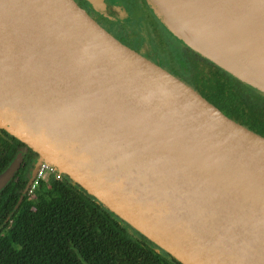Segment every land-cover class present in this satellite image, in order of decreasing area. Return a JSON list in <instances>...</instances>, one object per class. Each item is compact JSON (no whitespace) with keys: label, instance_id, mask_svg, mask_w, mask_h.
Masks as SVG:
<instances>
[{"label":"water","instance_id":"obj_1","mask_svg":"<svg viewBox=\"0 0 264 264\" xmlns=\"http://www.w3.org/2000/svg\"><path fill=\"white\" fill-rule=\"evenodd\" d=\"M240 1L264 27V0ZM148 2L192 50L264 92L261 28ZM0 129L38 154L24 193L45 162L182 264H264V136L76 0H0Z\"/></svg>","mask_w":264,"mask_h":264},{"label":"trees","instance_id":"obj_2","mask_svg":"<svg viewBox=\"0 0 264 264\" xmlns=\"http://www.w3.org/2000/svg\"><path fill=\"white\" fill-rule=\"evenodd\" d=\"M147 55L264 136V105L245 95L248 84L211 61L192 57L189 70ZM22 150L20 169L0 190V264H182L67 175L24 193L38 154L0 129V174Z\"/></svg>","mask_w":264,"mask_h":264},{"label":"rangeland","instance_id":"obj_3","mask_svg":"<svg viewBox=\"0 0 264 264\" xmlns=\"http://www.w3.org/2000/svg\"><path fill=\"white\" fill-rule=\"evenodd\" d=\"M145 1L148 3V5H150L148 0H145ZM109 3H110V0H109ZM111 3L114 4L115 0H113V2H111ZM111 3H110V6L112 7ZM150 8H151V6H150ZM128 11H130V10H128ZM110 12L112 13V10ZM153 12H154V14H156L154 10H153ZM139 16H141V17L144 16L143 11L137 12L136 10L133 9V11L130 12V19L131 20L128 19L130 21L123 20L120 22H117V21L111 22L109 20H105V22L108 24L111 31L117 32V34L119 33V30L121 28L120 25H127V29H126L127 32L133 31V32L139 34L140 39L142 41L150 40L148 43L144 42V44L147 46V47L145 46V48L143 46H141V44H139V47L141 46V52L147 53L146 48H147V50H149L148 53H154L155 55L158 52H161L162 56L169 63V65H177L179 67H186L187 69L190 70L192 68L191 63H190L191 62L190 60L192 57L194 59H200V61L202 63L205 62L206 60L210 61L209 59L200 55L195 50H192L191 47L188 46V44H186L181 38H179L171 30H169L168 27L166 26V24H164L162 22L161 17H158L157 15H156L157 23L159 25L160 32L162 33V36L164 38V43H162V44L156 43L154 45L155 36H154V33L151 31V28L149 27L148 30H146L145 27L142 28L143 30L141 28H139L140 25L135 20V17H139ZM123 35H126V33H123ZM142 41H140V42H142ZM157 56H158L157 58L162 57L159 55H157ZM211 63H213V62L211 61ZM230 75L232 76V78H234V81H236L238 85H241V83H240L241 81L238 80L235 75H232V74H230ZM249 86H250V88H246V94L245 95H249L248 97L250 99L256 100L257 102L264 105V92H261L260 90H258L257 88H255L251 85H249ZM243 92H244V90H243Z\"/></svg>","mask_w":264,"mask_h":264},{"label":"flooded vegetation","instance_id":"obj_4","mask_svg":"<svg viewBox=\"0 0 264 264\" xmlns=\"http://www.w3.org/2000/svg\"><path fill=\"white\" fill-rule=\"evenodd\" d=\"M76 1L83 8H85L89 12V14L91 16H93L100 24H102L108 31H110L112 34H114L118 38V40H120L121 42H123V43L127 44L128 46L134 48L135 50H137L140 53H142L141 52V46H143L144 48L146 46L144 44V42L148 43L150 40L142 41L140 39L139 34L133 32V31L127 32L126 31L127 25H120L121 28L119 30V33L117 34V32L111 31V29L109 28V26L105 22V20H109L111 22H116V21L120 22L123 20L130 19V12L133 11V9L136 10L137 12L143 11V14H144L143 17H141V16L135 17L136 22H138L140 25L139 28L142 29L143 27H145L146 30H148L149 27L151 28V31L154 33V36H155L154 45L156 43H164V38L162 36V33L160 32L159 25L157 23L156 14H154L152 8H150V5H148V3L145 0H115L114 4L111 3V2H113V0H110L112 7L110 6L109 0H105V2L107 4L108 14L113 17L112 19L104 17L101 14V12L95 10L87 0H76ZM111 10H112V13L110 12ZM128 10H130V11H128ZM130 20H128V21H130ZM123 33H126V35H123ZM158 33L160 36L158 35ZM140 41H142V42H140ZM139 44H141L140 47H139ZM146 51H147V53L143 52L142 54L144 56L148 57L149 59H151L152 61H154L151 57H149L147 55V54H149L148 53L149 50H147V48H146ZM160 55L162 56L161 52H160Z\"/></svg>","mask_w":264,"mask_h":264},{"label":"bare ground","instance_id":"obj_5","mask_svg":"<svg viewBox=\"0 0 264 264\" xmlns=\"http://www.w3.org/2000/svg\"><path fill=\"white\" fill-rule=\"evenodd\" d=\"M171 7H177L180 11L198 13L207 17H240L250 20L255 29H262L264 35V27L257 24L255 13L252 12L240 0H160Z\"/></svg>","mask_w":264,"mask_h":264},{"label":"built area","instance_id":"obj_6","mask_svg":"<svg viewBox=\"0 0 264 264\" xmlns=\"http://www.w3.org/2000/svg\"><path fill=\"white\" fill-rule=\"evenodd\" d=\"M53 176H56L60 179L63 174L59 173L52 165L45 162L42 163L33 179L30 192L33 191L40 184V182H49Z\"/></svg>","mask_w":264,"mask_h":264}]
</instances>
